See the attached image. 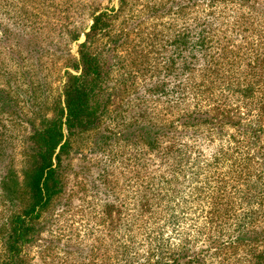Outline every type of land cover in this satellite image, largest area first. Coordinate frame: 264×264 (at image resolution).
I'll return each mask as SVG.
<instances>
[{
    "label": "rangeland",
    "instance_id": "374dc122",
    "mask_svg": "<svg viewBox=\"0 0 264 264\" xmlns=\"http://www.w3.org/2000/svg\"><path fill=\"white\" fill-rule=\"evenodd\" d=\"M145 5L159 14L136 22ZM129 6L135 14L130 20L124 13L126 27L141 23V31L130 32L117 56L124 64L128 57L148 61L151 72L128 66L127 91L118 92L112 109L120 106L118 121L131 123L140 113L134 104H142L166 133L151 145L118 139L114 130L101 131L103 142L96 131L72 138L75 152L63 196L69 200L49 215L50 234L26 250L27 264H189L178 257L183 248L187 258L209 248L204 264H243L240 249L217 246L234 237L235 223L247 219L238 220L256 204L251 186L261 183L257 160L264 133L262 143L253 145L246 129L260 115L257 101L264 89V0H129ZM117 8L118 0H0V51L26 43L34 48L33 61L40 59L53 99L65 58L76 57L84 41L81 33L68 42V33L87 32L92 15ZM133 45L135 52L126 54ZM188 62L192 74L182 70ZM8 69L18 68L10 62ZM247 89L254 90L252 97ZM195 109L225 111L244 127L182 126ZM7 118L0 112V143L18 170L27 131Z\"/></svg>",
    "mask_w": 264,
    "mask_h": 264
},
{
    "label": "trees",
    "instance_id": "16d2710c",
    "mask_svg": "<svg viewBox=\"0 0 264 264\" xmlns=\"http://www.w3.org/2000/svg\"><path fill=\"white\" fill-rule=\"evenodd\" d=\"M124 13L130 20L135 14L129 6V0H118L117 10L91 16L92 22L87 32L77 30L68 33V42L77 41L81 33L84 41L78 45L76 57L65 58L63 68L66 71L60 77L61 82L53 99L48 94L46 75H41L44 67L40 59L33 61L34 48H29L26 43L17 44V50L12 49L8 53L0 51V112L8 117L11 124L24 126L27 131L18 170L14 167V157L7 156V148L1 147L0 143V264H27L26 250L42 240L44 232L50 234L47 231L51 224L49 215L63 199L65 203L69 200L63 196L67 172L72 168L71 157L75 152L72 138L96 131L97 137H101L100 142H103V138L107 139L104 132L112 133L114 130L118 139L135 137L140 143L151 145L160 133H166L165 129H159L147 117L148 112L146 109L144 111L142 104H134L140 113L136 112L131 117V123L118 121L117 109L120 106L112 109L118 102V92L127 88L126 82L130 79L126 76L130 75L128 66H142V71L151 72L145 65L148 61L128 57L129 62L124 64L125 60L117 56L119 49L128 44L130 32H134L135 28L141 31V23L126 27ZM149 13L159 14L154 7L145 5L136 15V22L141 21L139 18L142 15ZM116 21H119L117 28ZM132 52H135L134 45L125 50L126 54ZM10 62H15L17 71L8 69ZM38 65L41 66L40 70H36ZM191 65L192 62L186 63L182 70L192 74ZM13 89L16 92H12ZM259 90L262 93L257 101L260 115H256L253 120L254 126L249 124L250 128L246 129H249L248 139H252L250 143L253 145L262 143L261 135L264 133V89ZM132 91L136 94L139 92L135 87ZM147 92L153 94L151 89H147ZM245 92L250 97L254 94L251 89ZM13 98H19L23 105L19 107ZM226 113L218 109L214 113L195 109L186 114L181 125L199 127L206 124L213 130H220L235 124L243 129L244 126L232 122ZM136 117L145 118L148 123L144 124L143 120ZM106 120H109L108 124L103 128ZM109 127L113 128L112 131ZM260 157L261 160L257 162L261 171L256 179L261 180L262 184H247L248 189L251 186L250 190H253L252 198H255L256 204L252 203L251 210H244L239 215V222L244 216L247 219L235 223L234 237L223 241L225 245L222 242L217 246V249H232L234 252L240 249L245 255L243 264H264V148ZM239 192L242 197L247 194L243 190ZM184 250L181 249L178 257L189 264H204L201 257L208 256L209 248L202 250L204 255H195L193 258H187ZM147 260L154 262L151 257ZM174 260L176 262L179 259Z\"/></svg>",
    "mask_w": 264,
    "mask_h": 264
}]
</instances>
